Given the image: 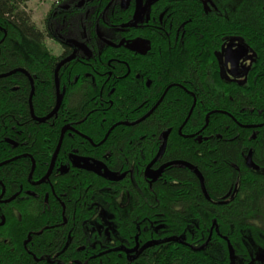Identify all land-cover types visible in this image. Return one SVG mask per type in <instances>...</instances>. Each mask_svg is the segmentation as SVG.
Instances as JSON below:
<instances>
[{
  "label": "trees",
  "instance_id": "16d2710c",
  "mask_svg": "<svg viewBox=\"0 0 264 264\" xmlns=\"http://www.w3.org/2000/svg\"><path fill=\"white\" fill-rule=\"evenodd\" d=\"M32 1L0 0L2 110L8 112L5 119L10 124H22L30 143L35 136L41 143H57L63 122L56 117L44 123L31 118L29 79L18 72L26 71L34 81L35 115L49 114L56 101L55 69L72 50L63 46L62 55L54 54L47 41L61 44L84 35V46L94 55L99 51L111 57L121 54L130 63L133 37L160 38L165 31L168 50L151 55V77L156 78L152 114L131 128L118 124L111 132L108 152L115 162L108 168L127 172L124 180L110 182L92 173L60 178L54 189L57 195H66L50 205L57 208L52 213L57 223L62 222L61 208L66 205V225L32 228V241L17 255L12 254L15 242L36 221L17 225L16 232L14 221L0 226V264H239V260L264 264V0H229L218 4L217 10L203 0H177L140 23L137 31L132 0H58L43 28L28 9ZM153 22L163 29L146 26ZM226 40L245 43L254 56L241 82L222 79L219 52ZM79 59L65 64L58 79L61 89L73 85L68 97L72 113L86 117L88 123L82 126L90 131L96 115H87L96 108V100L87 83L74 82L80 73L72 64ZM118 101L109 109L116 115L114 122L130 121L123 112L135 109L130 106L134 103ZM103 119L94 120L100 128L106 124ZM165 134L166 150L154 167L180 163L163 169L150 184L143 171L163 145ZM53 149L40 147L37 177L46 175ZM250 151L258 170L246 164ZM142 154L143 160L138 159ZM29 167L30 161L25 160L3 168L0 195L2 184L12 192L21 181L28 185ZM85 196L83 210L78 199ZM43 205L41 198L39 206ZM48 219L53 221L39 220ZM6 238L13 242L11 246L5 245ZM79 246L85 250L78 251Z\"/></svg>",
  "mask_w": 264,
  "mask_h": 264
},
{
  "label": "flooded vegetation",
  "instance_id": "af4514ba",
  "mask_svg": "<svg viewBox=\"0 0 264 264\" xmlns=\"http://www.w3.org/2000/svg\"><path fill=\"white\" fill-rule=\"evenodd\" d=\"M228 1L229 0H203L202 3H205L206 6H210L211 9L217 10L218 4H226ZM141 3L142 12L137 19L134 18L137 10V0H132L131 3L133 7V28L135 31H137L139 27H142L140 23H142L144 20L149 21V19L152 17V15H154L156 11L163 12L167 8L166 4H177V0H141ZM153 24L155 23L153 22ZM146 26L149 29H163V27H161L162 25L160 26L159 24ZM56 33L58 32L55 31L54 35ZM138 36L139 37H133L131 42L129 43V47L131 49L129 51L132 55V61L130 63L124 61L121 58L123 57L121 54L111 57L109 54L105 55L103 51H99L96 55H94L91 49L87 48L88 46H84L83 42H85L84 39L86 37L84 35L80 37L81 40L71 37L61 40V44L56 43L60 48V53L58 55L63 54V46H67L72 50L71 55L63 58L60 63H62L69 57H74V59H81H79V62L72 64L73 66L78 67V71L80 73V75L75 78L74 82L79 83V81H81V83H87V88H91V93L95 96L94 98L96 100V108L91 110L87 116L94 113L96 115V118L104 117L105 120L103 119L104 122H102L106 124L101 126V128L97 126L96 122H98V120L94 121L96 119L94 118L92 121H90L92 122V128H89L90 131L87 128L85 130V128L82 126V123L86 121V117L81 119V116L79 114L72 113L74 109H71V104L69 103L68 98L71 95V89L73 88V85L71 83L69 85H66L64 89H61L60 86V93L62 95L60 108L53 116H51L49 119H46L54 111L57 103L56 85V101L53 110L44 117H37L34 113L33 107V96L35 91L34 81L24 72H21L28 77L30 83L31 92L28 97V113L31 118L38 122H42V119L45 120L44 122H48L54 117L61 118L63 121L62 126L60 127L59 140L55 144L41 143L39 142L38 136H35V141H33V143H30L28 135H26L25 137V132L23 130L24 127L22 126V124H10L5 119V116L8 114V112L2 110L4 104L0 100V119L2 121V128L0 127V171L10 164L23 162L25 160L30 161V167L26 173V180L28 182V185L24 184V181H21L19 182V187L17 189H14V191L12 192L7 190L6 186L2 184V192L0 195V226H6L8 223L10 224L12 221H14L13 229L14 232H16L17 225L21 224L24 227L28 219L29 221L30 219L36 221L35 226H31V228L27 229L25 231L26 233L21 237V239L15 242L16 248L12 249V254L17 255L19 254L20 249H27L29 243L33 239L32 235L34 234V232L32 228L37 229V227H41L45 224H50L51 229L66 225V205H62V222H59L60 217H58L59 223H57L56 218L52 216L53 210H57V208L50 205L52 201L54 202L57 200L61 202V198L65 197L66 195L65 193H58V196L56 190L54 189L55 184L57 185L61 181L60 178L65 176L67 177L69 175L73 176L74 178H81L85 177V173L95 174L80 167V165L84 164V161H88L90 164L100 163L104 165L108 170H110L108 168V164L115 162L113 154L108 152L111 132L116 126H118V124H121L120 126L122 127L131 128V126L140 123L144 119L146 120L150 116V114H152L154 108L156 107L152 105V87L156 85V78L155 76L151 77L150 59L152 57L151 55L165 54V52L168 50L166 48V44H168L166 39L169 35L168 32L163 31V34L160 38H157L153 35H150L149 38L143 35ZM124 48L126 49V47ZM171 49L172 48L169 47V51ZM235 53L240 57L238 58L237 63H233V56ZM144 57L146 60H143ZM254 62V56L250 48L245 43L226 40L219 52L221 75L223 81L225 82H241L245 73H249V67ZM128 75L131 76L129 78H126ZM164 94L161 99L164 98ZM125 99L132 101L135 105L134 106L133 104H130L131 107L135 108L133 109L134 111L130 110L129 112H123L125 113V117L130 121L114 122L116 115L109 111V109H114L119 104V101L117 102V100L125 101ZM129 113L131 115H128ZM85 123L87 124L88 121H86ZM109 124L112 125L109 126ZM55 126H57V123ZM55 129L57 132L56 127ZM105 130H107L106 134H104ZM87 132L92 134V136ZM67 138L70 140L63 143L64 139ZM60 140L61 144H59ZM30 144H32L33 146L32 149H30ZM42 145L49 147L54 146V149L50 157L51 161L46 175L43 177H37L38 164L40 160L39 153L40 147ZM49 153H51V151ZM158 153L149 163H147L143 171L144 177L150 184H152L153 182L151 183L150 180L146 177V170L147 167L157 157ZM147 156L144 158V160H146ZM143 157L144 155L142 154V157L140 155L138 159L140 158V160H143ZM136 160L137 158L133 160V162H135ZM158 160L159 158L156 160L154 165ZM126 163H128L127 160ZM168 163H164L156 168L153 165L152 169L158 170L160 167ZM50 169L51 172L48 175ZM110 171L117 174V176L119 177L123 176V178L119 181L109 180L110 182L123 181L127 175V172L119 173L112 170ZM50 180L51 184L46 185L48 182L50 183ZM41 185L42 188H38ZM47 187H51V190H47ZM41 198H43V206H39V201L41 200ZM78 200H80V203L78 204H84L81 207L83 208V210H85V200H87L86 196L81 197ZM22 202H24L26 205L19 207ZM77 208L78 207L76 206L75 210ZM77 213L78 212H76L75 215ZM86 217L87 213L84 212V215L82 216L84 221H86ZM41 218H44L45 220L47 218H50L53 221L48 219L46 222L44 220V222L40 223L41 220L39 219ZM76 218L77 216H74V219ZM14 232L12 231V236H14ZM41 233L42 231L38 229L36 235L39 236L41 235ZM7 235L9 234L7 233ZM19 242H21L22 244L20 245ZM4 243L6 246H11V244H13V242L9 240V238L4 239ZM77 250L83 251L85 250V246H79Z\"/></svg>",
  "mask_w": 264,
  "mask_h": 264
},
{
  "label": "water",
  "instance_id": "95a60500",
  "mask_svg": "<svg viewBox=\"0 0 264 264\" xmlns=\"http://www.w3.org/2000/svg\"><path fill=\"white\" fill-rule=\"evenodd\" d=\"M142 3H141V0H137V10H136V13H135V16L134 18L137 19L140 15H141V12H142ZM238 58L239 55L238 54H234L233 56V63H237L238 61ZM74 59V57H69L67 58L66 60H64L62 63H60L55 71V85H56V88H57V103H56V106H55V109L54 111L46 118V119H49L51 116H53L60 108V105H61V102H62V95L60 93V84H59V79H58V73L61 69V67L63 65H65L66 63H68L69 61H72ZM234 66V65H233ZM19 72H24L27 76H29V74L24 71V70H20ZM30 77V76H29ZM45 120L42 119V122H44ZM167 138H168V134H165L164 135V142H163V145L157 155V157L153 160V162L147 167V170H146V177L150 180V182L154 183L155 181H157V179L161 176V173L163 171V169L171 166V165H174V164H178L180 162H171V163H168L166 165H163L162 167H160L158 170H153L152 169V166L154 165V163L156 162V160L163 154V152L165 151V148H166V144H167ZM201 138L199 137V140ZM61 144V140H60V143ZM60 147V145H59ZM246 164L248 166V168H251V169H254V170H258V166L253 162V159H252V151H250L248 153V156L246 158ZM81 168L85 169V170H88L90 172H93L95 173L96 175L98 176H101L103 178H106L110 181H119L123 178V176H117V174L115 173H112L110 170H108L104 165L100 164V163H97V164H90L88 161H84V164L83 165H80ZM103 170V171H102ZM51 172V169L48 173V175L50 174ZM197 174H198V177L200 179V182H201V186H202V189L204 191V193H206L205 191V187H204V182H203V178L201 176V174L196 170Z\"/></svg>",
  "mask_w": 264,
  "mask_h": 264
},
{
  "label": "rangeland",
  "instance_id": "374dc122",
  "mask_svg": "<svg viewBox=\"0 0 264 264\" xmlns=\"http://www.w3.org/2000/svg\"><path fill=\"white\" fill-rule=\"evenodd\" d=\"M57 1L58 0H33L28 4V9L31 10L33 19L37 25L42 28L46 27L49 13L52 11V4ZM47 46L54 54L60 53V48L57 46L56 42L49 40L47 41ZM239 264H242V260H239Z\"/></svg>",
  "mask_w": 264,
  "mask_h": 264
}]
</instances>
